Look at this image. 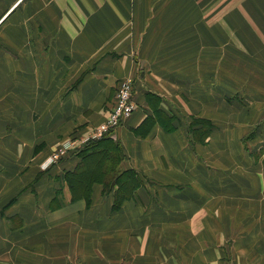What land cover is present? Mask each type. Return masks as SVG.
Returning <instances> with one entry per match:
<instances>
[{
    "label": "crops",
    "instance_id": "0c3cea01",
    "mask_svg": "<svg viewBox=\"0 0 264 264\" xmlns=\"http://www.w3.org/2000/svg\"><path fill=\"white\" fill-rule=\"evenodd\" d=\"M125 77L138 108L112 137L143 185L119 210L100 184L91 205L74 202L63 176L79 157L51 164L50 154L106 121ZM183 82L189 102L167 87ZM213 84L251 102V155L264 150V0H0V264H264V214L236 237L214 210L219 196L262 201L264 164L213 160L215 145L228 152L225 128L199 109L198 90ZM213 89L205 98L221 120L244 117L242 100ZM149 94L175 130L157 125L144 139L134 130L156 116ZM194 119L213 124L205 144L192 140Z\"/></svg>",
    "mask_w": 264,
    "mask_h": 264
},
{
    "label": "rangeland",
    "instance_id": "374dc122",
    "mask_svg": "<svg viewBox=\"0 0 264 264\" xmlns=\"http://www.w3.org/2000/svg\"><path fill=\"white\" fill-rule=\"evenodd\" d=\"M151 16H154V14H152ZM186 46H189V43H187ZM138 55H139V57L142 56V52L140 51ZM149 56L151 57V60H150L151 64H163L165 66V68L167 69V71H169V72L174 73V69H176L178 67V66H176V64H174V60H171V58L169 57V55L167 53L161 54L159 52H149ZM158 58L161 60H157ZM145 59L148 60V57L146 54H145ZM157 68H158V66H156V65H152L150 67L151 71L153 69L155 70V72L153 73L154 77L156 75L158 76V72L156 71ZM216 71H218V69L215 70V72ZM125 78H127V77H125ZM128 78H132V77H128ZM155 78H156V80H160V78H158V77H155ZM121 82H120V84H121ZM120 84H119V86H120ZM167 87H170L171 89L176 88V90L178 89L177 93L181 92L182 95L185 96V101L189 102L188 101V99H190L189 98V86H187V84H185L183 82L182 85L177 86L180 89L177 87L170 86V85H167ZM212 87L209 86L208 88H209V90L213 89L214 94L217 93L216 91H219L221 93V96H225L224 94L228 93L226 90L225 91L218 90V88H219L218 84H213ZM133 89H134V81H133ZM118 90H119V87L115 92L114 102H113L111 111L114 110V108L116 106ZM209 90H206V89L198 90V93L200 94V97H199L200 99L198 100L199 101V109L204 114L209 112L210 116H211V114H213L214 118L217 117V119H215V123L218 124L220 128L221 127L225 128L224 140L222 139L221 132H220L218 143L221 144L222 141L228 142V152L219 150L216 145L212 148L213 149V155L215 157V159H213V160L217 163H220L221 160H219V159H223L224 162L229 163L228 161L231 160L233 157H239V158L244 157V156H245V158H248V156H256L257 157V155H259L261 152L257 151L256 153H254V155H251V151H252L251 147L253 146V141H254V139H252V138L254 137V134L252 132H250L249 130H247L250 126H253V121H254L253 112L251 109L252 108L251 102L246 101L242 95L237 93V91L235 93H231V91H230V94L228 93L229 95L226 97V98L229 97L230 100H227V102L230 103L231 105H237V100L238 101L242 100L240 105L242 107H246V110L243 109V111L242 110L240 111L244 115V117H242V116L236 117V116L231 114L228 117H226V119H225L226 122H225V120H221V118H223V115H221V112H219V110L215 109V106L213 107V105L211 106V104L207 103L209 98H205V94H206V92H209ZM133 97H134V92H132V100H133V103L135 105V108L133 109L132 114H130V116L128 118H130L131 115H133L134 112H136V109L138 108ZM226 98H224V99H226ZM221 99H223V98H221ZM11 101H13V100H7V103H11ZM225 101L226 100H220L219 101L216 98V100L214 99L213 104L219 106V104L221 102L227 103ZM205 102L208 105L207 107H206ZM211 108H213V110ZM214 110H217L219 112V114L216 111L214 114ZM232 112H234V111H232ZM107 118H108V115H107ZM107 118H106V120H107ZM128 118L121 121L117 127H120L122 125V123L125 120H127ZM103 123H101L100 125H102ZM227 124H228V132L226 134ZM100 125H98V126H100ZM191 125H192V123H191ZM98 126L94 127L92 129V131H94V130L96 131V128ZM213 129H214V127H213ZM92 131L87 136L83 135L81 138H78L72 142H69L70 145L71 146L72 145L78 146V148H82L87 143L92 141V140H89L90 139L89 136L93 133ZM245 131H246V133H244ZM112 136L116 137L114 134V131L111 135V138H113ZM147 137H145L144 139H146ZM227 138H228V141L225 140ZM203 144H205V142ZM64 145L65 144H63V147H64ZM60 148H58L56 151L53 150L52 153L50 154V158L53 157L55 154H58L59 152H57V151ZM16 150L19 151L18 148H16ZM42 151H44V148H39V149H35L34 153H35V155H38L39 153H43ZM74 151H77V150H74ZM66 155H68V153L64 154L57 162H60L63 158H65ZM261 157L263 159L264 155L262 154ZM261 157H258V158H261ZM35 158H36V156L33 159L35 160ZM226 159H228V161H226ZM262 162L264 164L263 160H262ZM224 165H225V163H224ZM228 167L231 169V172L236 173L237 165L230 164V165H228ZM40 169L42 171L44 168L41 166ZM129 169H132V168H129ZM82 176H84V175L82 174L81 177ZM262 190L264 191V188H262ZM237 195H240V196H237ZM217 198H219V199L214 200V208H215L214 210H215V212H219L218 210H220L219 215H221L222 220H224L223 219V217H224L225 221H227L231 224L233 229H230V230H231V232H234L233 236L240 237L241 234L243 233V231H245V232L249 231L250 226H253V222L257 219V217L260 214L261 215L264 214V197L262 198V201H260V198L257 195L255 196V195H243V194L228 195V197H226L225 199H222V196H219ZM2 263H7V262L2 261Z\"/></svg>",
    "mask_w": 264,
    "mask_h": 264
},
{
    "label": "trees",
    "instance_id": "16d2710c",
    "mask_svg": "<svg viewBox=\"0 0 264 264\" xmlns=\"http://www.w3.org/2000/svg\"><path fill=\"white\" fill-rule=\"evenodd\" d=\"M148 98L156 116H148L134 130V134L145 138L157 125H161L167 132L174 131V118L163 116V112L158 108L159 99L156 96L149 94ZM196 126L201 127L195 128ZM212 131L213 124L209 120L194 119L190 135L193 142L204 143ZM112 133L100 140L90 141L74 153L80 161L73 170L66 171L63 176V181L71 192L72 201L85 200L87 205H91L93 186L100 184L103 185L105 193L114 192L113 208L119 210L123 203L130 200L142 187L143 180L139 172L123 169V162L126 160L125 149L121 143L111 138ZM260 152L257 158L264 155V150ZM82 174L85 177H81Z\"/></svg>",
    "mask_w": 264,
    "mask_h": 264
},
{
    "label": "built area",
    "instance_id": "2783aa9c",
    "mask_svg": "<svg viewBox=\"0 0 264 264\" xmlns=\"http://www.w3.org/2000/svg\"><path fill=\"white\" fill-rule=\"evenodd\" d=\"M133 81L132 78H126L121 82L114 110L108 114L106 122L98 126L96 131L94 130L95 132L92 131L93 133L89 136V140H100L104 138L109 133L115 131L119 123L132 114L135 108L132 100ZM77 148L78 146H71L70 143L65 144L64 147L62 145L57 151L59 153L50 158V163L57 162L64 154L68 153L69 150H76Z\"/></svg>",
    "mask_w": 264,
    "mask_h": 264
}]
</instances>
